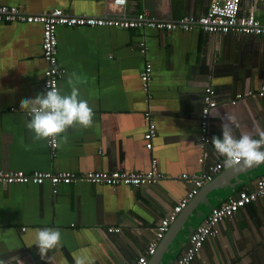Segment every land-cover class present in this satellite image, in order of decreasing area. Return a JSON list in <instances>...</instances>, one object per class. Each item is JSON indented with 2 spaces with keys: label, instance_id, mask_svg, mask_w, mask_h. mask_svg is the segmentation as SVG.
<instances>
[{
  "label": "crops",
  "instance_id": "crops-1",
  "mask_svg": "<svg viewBox=\"0 0 264 264\" xmlns=\"http://www.w3.org/2000/svg\"><path fill=\"white\" fill-rule=\"evenodd\" d=\"M209 1L127 0L124 6H116L112 0H0V4L29 14L62 8L73 15L146 11L171 19L203 14ZM250 8L264 19V0H243L241 9ZM56 35L57 64L64 69L59 88L70 92L72 76L94 110L93 124L69 128L62 134L67 142L58 137L54 152L47 139L33 141L34 134L24 127L28 117L20 103L43 92L42 26L0 21V170L145 171L156 158L159 170L170 177L137 187L81 181L58 185L56 192L47 182L0 183V256L11 264H17V256L22 264H74V256L81 254L91 256L94 264H131L145 254L159 220L191 187L192 181L180 175L199 174L215 162L224 164L211 142L209 157L202 164L197 161L205 87L215 90L217 100L211 111L210 140L222 135L225 113H235L248 131L264 130V94L258 95L264 88V36L98 26H58ZM146 61L152 64L150 110L156 124L151 150L145 148L143 138L147 104L140 73ZM248 91L254 94L245 95ZM239 93L244 96L236 98ZM241 130L233 128L237 137ZM261 174L264 162L223 166L177 216L181 218L191 205L182 222H177L158 264H172L211 209L242 189L253 190ZM43 227L59 228L62 233L61 246L50 250L45 259L31 245L35 230ZM111 227L120 230L109 232ZM218 227L219 233L206 239L191 264H264V200L246 204Z\"/></svg>",
  "mask_w": 264,
  "mask_h": 264
},
{
  "label": "built area",
  "instance_id": "built-area-1",
  "mask_svg": "<svg viewBox=\"0 0 264 264\" xmlns=\"http://www.w3.org/2000/svg\"><path fill=\"white\" fill-rule=\"evenodd\" d=\"M127 0H112L116 6H124ZM243 0H210L203 14L190 15L184 14L177 18L165 19L151 16L146 11L128 15L125 12L119 14H107L102 16L73 15L67 13L62 8H53L37 14H29L17 6H7L0 4V21H17L24 23H38L42 26L41 50L42 59L45 63L43 92L48 89V84L59 88V80L64 73V69L57 64V35L58 26L78 27V26H98L113 27L120 29H139L153 28L159 32H171L174 30L192 31L200 29L209 33H239L243 35L264 36V19L255 16L252 8L249 11L241 9ZM142 53L145 52L144 42H140ZM152 75V64L149 61L144 63L140 80L146 92L144 98L147 108L143 112V119L147 125V130L143 134L145 148L151 150L152 141L156 135V124L152 119L150 102L152 94L149 91ZM258 95L264 94L262 88ZM215 90L207 86L204 89L203 105L199 116V147L201 154L197 158L198 163L202 164L209 157L208 145L211 133V111L217 106L214 97ZM251 91L245 95H253ZM244 94H237L236 98L243 97ZM235 102V99L232 101ZM51 152L56 149L58 140L47 139ZM223 162H215L208 166L206 171L199 174L182 173L180 179L192 181L187 193L177 199L171 210L163 216L156 225L155 237L150 240L145 254L139 256L131 264H147L148 258L152 256L158 241L168 231L170 224L176 220L179 213L188 205L190 200L197 195L203 184L212 181L223 168ZM169 175L162 173L158 168V161L152 158L150 167L145 171L127 170H86L84 172H74L69 170H0L1 184H42L49 183L53 191H57L58 185H68L76 182H87L94 184H106L114 186L123 184L130 187L154 184L161 179L168 178ZM264 200V174L258 176L253 190L242 189L236 196L229 198L219 206L213 207L208 216L190 234L188 244L183 252L174 260L172 264H191L196 254L202 248L203 243L208 237L219 233V223L225 218H232L234 214L246 204L255 200ZM24 229V228H23ZM118 227L108 228L109 232H118Z\"/></svg>",
  "mask_w": 264,
  "mask_h": 264
},
{
  "label": "clouds",
  "instance_id": "clouds-1",
  "mask_svg": "<svg viewBox=\"0 0 264 264\" xmlns=\"http://www.w3.org/2000/svg\"><path fill=\"white\" fill-rule=\"evenodd\" d=\"M70 92L64 93L61 88L48 84V89L37 93L34 98L23 99L20 109L25 110L28 119L24 127L32 132L33 141L49 139L66 143L67 136L62 135L74 126L89 128L93 124L94 110L88 101L82 98L79 88L68 78ZM219 116V114H216ZM220 125L222 135L213 136L210 140L218 156L224 158V166L232 167L236 164L251 166L264 162V130L248 131L242 125L235 113H225ZM242 129L237 137L233 128ZM256 137V138H254ZM59 146V143L56 144ZM61 230L53 227L37 228L33 242L42 259L50 250L61 246ZM29 245V246H31ZM51 258H49L50 260ZM0 264H11L8 258L0 256ZM17 264H22L17 256ZM74 264H94V259L88 255L74 256Z\"/></svg>",
  "mask_w": 264,
  "mask_h": 264
},
{
  "label": "water",
  "instance_id": "water-1",
  "mask_svg": "<svg viewBox=\"0 0 264 264\" xmlns=\"http://www.w3.org/2000/svg\"><path fill=\"white\" fill-rule=\"evenodd\" d=\"M195 196H196V195H195ZM187 206H188V205H187ZM190 206H191V205H189V207H188L187 210L183 213V216H181V218H177V221L174 223L175 225L171 228L170 232H168L169 235L167 236V239H166V240H163L164 243L162 244L161 247L159 246V249H158V251H157V255H156L153 259H151V261L148 262L147 264H158V262L160 261V259L162 258V256L165 254L166 248H167L168 244H169L170 241H171V237L173 236L175 230H176L177 227H178V223H181V222H182V220H183L184 216H186L185 214H187L186 212L189 210ZM179 214H180V213H179ZM178 217H180V215H179ZM181 219H182V220H181ZM177 222H178V223H177Z\"/></svg>",
  "mask_w": 264,
  "mask_h": 264
}]
</instances>
